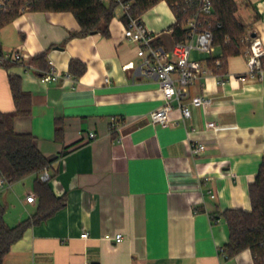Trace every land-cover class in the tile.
Listing matches in <instances>:
<instances>
[{
    "label": "crops",
    "instance_id": "1",
    "mask_svg": "<svg viewBox=\"0 0 264 264\" xmlns=\"http://www.w3.org/2000/svg\"><path fill=\"white\" fill-rule=\"evenodd\" d=\"M122 15L118 6L106 36L69 37L80 28L69 11H28L0 29V48L23 54L22 62L0 66V111L14 110L8 75H17L31 110L15 119L14 130L34 136L50 159V191L63 199L25 229L3 264H254L249 249L225 257L228 230L221 213L251 208L248 186L264 157V68L250 74L246 55L229 56L223 74L200 77L184 98L203 95L210 102L190 106L185 119L174 109L162 127L149 113L162 104L163 93L155 78L137 72L141 59L124 36ZM235 16L264 46V0H238ZM140 19L155 44L172 48L175 17L164 0ZM41 53L43 62L34 59ZM199 54L194 50L191 58L207 66L220 50ZM72 59L85 65L78 77L39 81L47 60L65 74ZM112 117L121 120L114 132ZM209 121L216 126L207 128ZM90 131L94 139L87 138ZM199 143L203 150L191 152ZM37 177L0 191L9 226L40 206ZM29 194L32 202L25 200ZM116 233L123 235L120 242L104 238Z\"/></svg>",
    "mask_w": 264,
    "mask_h": 264
},
{
    "label": "trees",
    "instance_id": "2",
    "mask_svg": "<svg viewBox=\"0 0 264 264\" xmlns=\"http://www.w3.org/2000/svg\"><path fill=\"white\" fill-rule=\"evenodd\" d=\"M129 4V13L133 17L141 14L161 0H120ZM172 10L175 20L169 29L175 42L186 38V21L197 10L199 0H164ZM211 10L202 16V21L209 24L213 33V43L220 54L207 58V66L214 74L221 75L226 70L227 58L231 55L248 54V46L240 41L245 34L247 25L241 23L235 13V0H210ZM120 6L117 0H39L30 11H69L79 24L78 31H71L69 37L83 36L92 32L108 35V25ZM19 16L15 9L7 14H0V29ZM121 19L126 23L125 15ZM43 62L44 53L34 57ZM216 60L219 64H216ZM262 62L264 57L261 58ZM9 65V64H7ZM7 65H3L7 67ZM48 65H45V69ZM85 65L78 60H70L69 74L78 77ZM8 84L14 103V110L0 111V176L14 182L27 175L37 173L47 167L50 159L46 158L37 148L35 138L30 133H18L14 130L17 117L30 114L31 96L21 88L17 75H8ZM40 206L29 217L9 226L4 220V206L0 204V264L10 246L18 240L25 229L49 216L59 208L63 199L55 197L50 191L47 181L39 177L34 182ZM250 210L226 209L221 213L228 230V240L223 246L226 257L234 256L244 249H249L254 264H264V157L261 159L255 178L248 186Z\"/></svg>",
    "mask_w": 264,
    "mask_h": 264
},
{
    "label": "built area",
    "instance_id": "3",
    "mask_svg": "<svg viewBox=\"0 0 264 264\" xmlns=\"http://www.w3.org/2000/svg\"><path fill=\"white\" fill-rule=\"evenodd\" d=\"M37 1L39 0H0V14H7L17 9L19 15H21L30 11L31 6ZM117 1L127 19L124 36L136 45V54L141 59L137 72L140 75L155 78L159 89L163 93L162 104L149 113L151 122L167 127L170 124L169 114L174 109L180 112L181 119H185L191 116L190 106H205L208 104L210 98L203 95H194L189 98L188 102H184V98L187 96L190 85L200 77L213 73L201 60L191 58V52L194 50L206 55H212L215 50L213 33L209 28V24L201 19L203 15L208 14L211 10L210 0H199L197 10L185 23L186 38L183 41L175 42L170 50L155 44V35L145 27L140 17L130 15L128 3ZM240 41L248 46V54H246L248 73H261L264 68L261 60L264 57V46L259 38L246 34ZM22 60L23 54L20 50H2L0 48V66L20 63ZM47 64V70L38 74L40 82L46 83L72 78L69 73L61 74L57 71L52 60H47ZM216 64H219L218 60H216ZM104 80L105 82L109 81L107 77ZM120 123V119L112 117L109 122L111 132L116 131ZM205 125L207 128L216 126L214 121H209ZM86 136L88 139H94L96 134L90 131ZM203 148L204 145L199 143L190 149L191 152L196 153L203 150ZM38 177L44 182L49 180L50 174L46 167L39 172ZM10 184L11 182L0 176V191L10 187ZM33 199L32 194L27 195L25 198L27 202H32ZM87 236L86 231L81 233V237L86 238ZM104 238L120 242L123 235L121 233L105 234ZM82 264L89 263L83 262Z\"/></svg>",
    "mask_w": 264,
    "mask_h": 264
},
{
    "label": "rangeland",
    "instance_id": "4",
    "mask_svg": "<svg viewBox=\"0 0 264 264\" xmlns=\"http://www.w3.org/2000/svg\"><path fill=\"white\" fill-rule=\"evenodd\" d=\"M235 1H236V4H237V1H238V0H235ZM240 21L242 22V21H244V20L241 18ZM246 34H247V29H246L245 34H243V35L240 36V39L243 38L244 36H246ZM193 53H195V52H193ZM199 55H203V53H200ZM18 208H19V210H21L20 207H18ZM7 211H8V210H7ZM21 212H22V211H21ZM23 214H24V213H23Z\"/></svg>",
    "mask_w": 264,
    "mask_h": 264
},
{
    "label": "water",
    "instance_id": "5",
    "mask_svg": "<svg viewBox=\"0 0 264 264\" xmlns=\"http://www.w3.org/2000/svg\"><path fill=\"white\" fill-rule=\"evenodd\" d=\"M251 36H254V34L252 33Z\"/></svg>",
    "mask_w": 264,
    "mask_h": 264
}]
</instances>
